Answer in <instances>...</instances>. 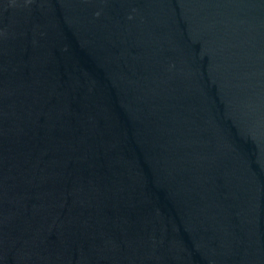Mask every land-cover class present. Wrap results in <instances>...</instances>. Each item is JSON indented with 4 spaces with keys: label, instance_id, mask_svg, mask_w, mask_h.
Segmentation results:
<instances>
[{
    "label": "water",
    "instance_id": "95a60500",
    "mask_svg": "<svg viewBox=\"0 0 264 264\" xmlns=\"http://www.w3.org/2000/svg\"><path fill=\"white\" fill-rule=\"evenodd\" d=\"M0 264H264V0H0Z\"/></svg>",
    "mask_w": 264,
    "mask_h": 264
}]
</instances>
